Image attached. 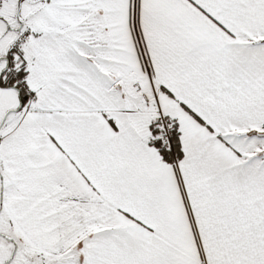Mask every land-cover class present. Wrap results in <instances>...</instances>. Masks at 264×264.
<instances>
[{"label":"snow or ice","instance_id":"obj_1","mask_svg":"<svg viewBox=\"0 0 264 264\" xmlns=\"http://www.w3.org/2000/svg\"><path fill=\"white\" fill-rule=\"evenodd\" d=\"M0 264H264V0H0Z\"/></svg>","mask_w":264,"mask_h":264}]
</instances>
